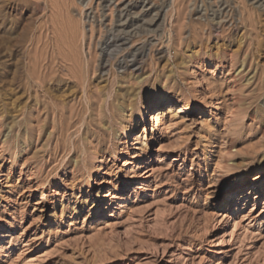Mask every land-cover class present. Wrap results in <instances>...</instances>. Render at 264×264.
I'll use <instances>...</instances> for the list:
<instances>
[{
    "label": "rangeland",
    "instance_id": "obj_1",
    "mask_svg": "<svg viewBox=\"0 0 264 264\" xmlns=\"http://www.w3.org/2000/svg\"><path fill=\"white\" fill-rule=\"evenodd\" d=\"M123 4L134 17L129 34L138 14L140 21L160 17L153 31L133 36L149 46L139 73L152 79L154 92L194 110L179 113L181 124L166 121L152 132L149 108L143 131L139 96L124 142L110 145L113 154L98 172L82 167L73 174L74 140L84 133L79 117L94 114L120 78L145 92L118 77L121 54L104 73L100 65ZM73 31L81 78L68 75L66 51L46 70L63 97L65 132L49 139L51 125L40 127L43 136L20 150L28 125H36L24 114L10 116L15 97L31 101L29 59ZM0 109V264H264V184L240 206L228 203L233 182L264 167V0H0ZM91 204L103 211L87 219Z\"/></svg>",
    "mask_w": 264,
    "mask_h": 264
},
{
    "label": "bare ground",
    "instance_id": "obj_2",
    "mask_svg": "<svg viewBox=\"0 0 264 264\" xmlns=\"http://www.w3.org/2000/svg\"><path fill=\"white\" fill-rule=\"evenodd\" d=\"M64 6H65V3H64ZM55 7L53 9H56ZM128 9H129L128 4H125L123 7L119 9V16H118L119 24L117 28L118 32L117 33L113 32L110 36L108 37L106 36L105 45L102 48L103 60L101 61L100 65L104 73V69H106L108 62L114 56L121 54V56H117L116 58V66L120 72L118 74L119 75L118 77H128V78L134 79L135 83L137 84V89L144 88L145 92L141 94L140 91H136V90L134 91V89L130 90L126 88L125 82H124L125 78L124 79L120 78L121 80H119V82L121 84H119V86L114 91L113 90L109 91L108 94L98 99L100 104L94 114H91L88 118L84 117L85 115L84 116L82 115L81 117H79L77 122L80 124L81 128L82 126H84V133L81 137L77 139L75 138L74 140V149L77 151L73 159L69 161L72 167L73 174L77 171L79 172L82 167L84 169H87L88 172L90 171L98 172V170L101 169L98 163L102 161V158L113 154V150L110 145L112 143L113 144L115 143L116 145L118 144L120 145L124 142V140L128 137L129 132L132 130V127L134 123L136 122V117L138 116V113L136 111L137 106H136L135 101L139 96H141L140 101H142V113H141V116H139L137 120L138 121L137 124L139 123L143 126V131H146V124L144 121H145V117L148 115L149 108H153L152 118L154 120V124L151 128L152 132H156L159 126L164 124L166 121L170 122L172 128L174 127L176 123L181 124L186 119L183 116L179 117L178 116L179 113H181L182 111H185V113H192L194 110V107L189 106L188 103L180 104L176 102V98L174 97V95H170L167 97L165 96L166 94L164 95V92L162 93V91L154 92L156 88L149 86L152 79L148 78L147 75H145L144 70L142 73H139L143 69L142 64H143V61H145L144 59L146 58V52H147L146 49L148 46V41L144 42L143 41L144 39H143L142 40L143 43L136 45L135 40L133 42V36H139L142 33H149L153 31L156 24L157 26L160 25V22H159L160 17L157 16V17L152 18L151 20L142 19L140 21V17L143 14L136 13L138 14L137 15L138 20L135 21L137 22L135 23L136 24L135 27L137 28V31L133 35L131 34V32L129 34V32L125 31V28L127 26H131L134 24L133 23L134 17L130 16V12H128ZM142 11L144 12V7H142ZM138 22H143V23H138ZM221 23L222 21L217 22L218 25ZM69 31H70V28H69ZM72 33L73 34H69L66 36H63L64 34L63 35L57 34L53 39L48 41L49 44H45V45H48L46 47H50L52 45L51 51L43 50L44 52H40V53L35 52L33 57L29 59L31 64L29 66L28 71H29V75L31 79L30 78L28 79L32 80L30 87H29V90H30L29 97L31 98V101H26L23 103L20 101L19 98H16V97L15 99L12 98L13 99L12 106H11L12 113L10 116L14 118H18L20 115L24 114L26 118L29 116L28 120L30 122L32 121L36 122V125L35 124L33 126L28 125V140H27V143L25 144L26 147H23L20 150L25 149L26 151V149L30 147V145L32 144L33 139L38 140L40 137L43 136L42 132L40 131V127H48L49 125H51V131H49V135H48L49 139L53 137V135L57 132V130H60L61 135L64 134L65 132V128L62 123V117H63V111H64V106L62 104L63 97H62V94L57 93V92L54 93L52 91L51 84L54 79L51 74L49 75L46 72V70L53 69V64L56 62V59H57L56 52H58L59 54H62L66 51L65 53L72 55V58L69 59L70 63L66 62V64H70V68H69L70 70L68 71L69 72L68 75L72 78L79 77L78 71L80 70L81 67L79 68V62L76 61L75 59L76 54H77L75 48L78 46L79 39H78V35H76L74 31ZM130 42H133V43L129 47L128 44H130ZM157 54L159 55L158 57H161L163 54V51L159 50ZM67 57L65 59H67ZM213 62L215 63V65H218V64H221L222 59L218 58L217 60ZM66 66H69V65H66ZM48 76H50L51 78H48ZM102 77L103 76H101V78ZM68 93L69 92H67V94ZM88 100L92 102L91 97L89 96H88ZM3 113H4V110L0 109L1 116H3ZM166 115L167 116L169 115V116L168 118L164 119V116ZM51 116H52V124L49 121V118ZM176 119H179V121L175 122ZM71 126L72 125L69 123L68 127L70 128ZM184 129L185 128L179 130L181 135L186 132L184 131ZM45 136L47 137L46 134ZM140 136H142V134H138V137ZM181 144L182 143H179V145ZM143 145L147 146L148 144L147 142H144ZM18 146H20V142H18ZM57 148H59V146H57ZM83 152H84V157L82 158L81 156ZM16 153H18L17 150L12 152V155ZM94 176L95 175L89 176L90 181L87 182L88 186H92L93 182L95 181ZM54 183L49 184L50 189L54 185ZM263 184H264V167L260 166L259 172L255 178L239 177L233 182L234 190L231 196L229 197L232 199H230L228 203L240 206L239 205L240 201L250 197V194L254 193L255 195H258L259 191L263 187L262 186ZM78 202L79 204L83 205L87 203V200L78 198L76 203ZM61 206L65 207L64 202H61ZM73 211L75 213L79 211L76 205L73 206ZM102 211H103L102 207H96L94 204H91L89 210L85 213V216L88 219L93 216H96L97 214H100Z\"/></svg>",
    "mask_w": 264,
    "mask_h": 264
}]
</instances>
